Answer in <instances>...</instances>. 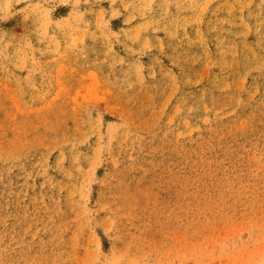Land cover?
Listing matches in <instances>:
<instances>
[{"label":"rangeland","instance_id":"374dc122","mask_svg":"<svg viewBox=\"0 0 264 264\" xmlns=\"http://www.w3.org/2000/svg\"><path fill=\"white\" fill-rule=\"evenodd\" d=\"M0 264H264V0H0Z\"/></svg>","mask_w":264,"mask_h":264}]
</instances>
